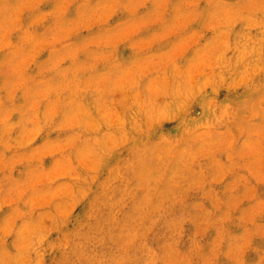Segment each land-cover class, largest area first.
Segmentation results:
<instances>
[{
	"label": "rangeland",
	"instance_id": "obj_1",
	"mask_svg": "<svg viewBox=\"0 0 264 264\" xmlns=\"http://www.w3.org/2000/svg\"><path fill=\"white\" fill-rule=\"evenodd\" d=\"M0 264H264V0H0Z\"/></svg>",
	"mask_w": 264,
	"mask_h": 264
}]
</instances>
